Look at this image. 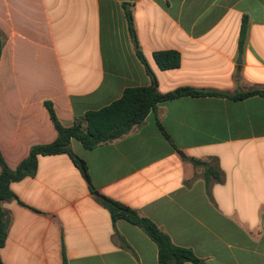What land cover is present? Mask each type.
<instances>
[{"label": "crops", "instance_id": "obj_1", "mask_svg": "<svg viewBox=\"0 0 264 264\" xmlns=\"http://www.w3.org/2000/svg\"><path fill=\"white\" fill-rule=\"evenodd\" d=\"M122 3L0 0V153L10 169L55 140L44 102L70 126L124 89L150 85ZM129 3L159 92L264 91V0ZM165 50L180 54L179 67L158 69L153 53ZM70 145L97 194L136 210L175 246L207 264H264V97L185 96L112 142ZM191 159L211 163L221 180L206 183ZM10 188L23 205L3 204L2 264H62V249L68 264H157L155 244L124 220L113 225L67 155L38 156L35 175Z\"/></svg>", "mask_w": 264, "mask_h": 264}, {"label": "trees", "instance_id": "obj_2", "mask_svg": "<svg viewBox=\"0 0 264 264\" xmlns=\"http://www.w3.org/2000/svg\"><path fill=\"white\" fill-rule=\"evenodd\" d=\"M123 15L127 26L128 36L134 54L143 65L150 77L151 83L145 87H129L123 90L122 95L110 104L97 109L86 111L82 116L75 117L70 126H63L55 116L52 104L44 102L50 120L57 132L54 141L48 144L35 145L29 149L27 156L19 162L15 169H10L0 153V249L4 246L10 224L8 212L3 208L5 202L18 201L10 188V184L18 182L26 177H33L37 171L38 156L67 155L74 166L79 170L87 184L90 193L96 190L91 183L86 163L77 157L71 149V141H76L86 150L112 142L133 128L140 126L146 116L156 109L160 103L178 99L181 97H226L233 100H242L252 96L264 97L262 90H249L236 92L233 95L224 92L199 90L191 87H179L167 93H161L157 89V83L147 62L139 49L136 38L131 4L122 3ZM244 35V21L241 25L239 51L242 50V38ZM3 39L0 35V55ZM153 60L160 70L176 69L180 65V54L174 50L157 51L153 53ZM193 166L203 168V178L206 183L210 180H221V173L211 163L196 159L190 160ZM96 202L105 208L113 225L117 220H124L140 229L157 248V264H207L196 257L188 248L175 246L170 238L163 233L152 221L141 216L129 206L98 194ZM19 204L23 205L18 201ZM62 264H68L64 251H61ZM0 264H2L0 260Z\"/></svg>", "mask_w": 264, "mask_h": 264}, {"label": "water", "instance_id": "obj_3", "mask_svg": "<svg viewBox=\"0 0 264 264\" xmlns=\"http://www.w3.org/2000/svg\"><path fill=\"white\" fill-rule=\"evenodd\" d=\"M122 2H129L130 0H121ZM237 63H240V55L237 58ZM179 155L183 157V154H181V152H179ZM94 196H97L98 194L95 192L93 194Z\"/></svg>", "mask_w": 264, "mask_h": 264}]
</instances>
